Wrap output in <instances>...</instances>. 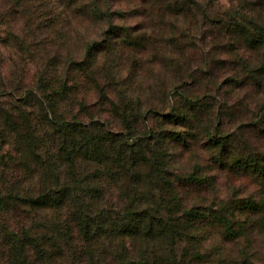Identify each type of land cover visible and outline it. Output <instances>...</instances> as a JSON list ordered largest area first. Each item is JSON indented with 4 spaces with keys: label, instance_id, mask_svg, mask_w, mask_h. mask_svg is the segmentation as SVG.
Instances as JSON below:
<instances>
[{
    "label": "trees",
    "instance_id": "16d2710c",
    "mask_svg": "<svg viewBox=\"0 0 264 264\" xmlns=\"http://www.w3.org/2000/svg\"><path fill=\"white\" fill-rule=\"evenodd\" d=\"M0 45V264H258L264 0H0Z\"/></svg>",
    "mask_w": 264,
    "mask_h": 264
},
{
    "label": "rangeland",
    "instance_id": "374dc122",
    "mask_svg": "<svg viewBox=\"0 0 264 264\" xmlns=\"http://www.w3.org/2000/svg\"><path fill=\"white\" fill-rule=\"evenodd\" d=\"M221 10H227L230 8V5L222 1L220 3ZM198 58V57H196ZM25 74H24V83L25 84H34L36 81L35 74H34V67L30 64H26L25 66ZM17 67L14 63V56L13 52L9 49L4 48L0 45V71L3 75L9 76L11 71H14ZM219 70V69H218ZM222 71V69H220ZM221 75V74H220ZM230 178L226 180L225 176H221L220 181L229 182ZM232 183L236 186H241L242 188V195H246L251 191H255L258 189L256 183H254L249 178H232ZM230 180V181H231ZM225 190H223V193ZM253 213V212H251ZM250 213V214H251ZM250 214L244 213L243 218L248 217L250 219ZM254 214V213H253ZM260 215L257 213L253 216L250 221L247 223V227L249 229L248 235V242L250 243L251 247H247L249 253H251V259L253 258L258 264H264V225L260 223ZM241 246L245 245V241L242 239L239 243Z\"/></svg>",
    "mask_w": 264,
    "mask_h": 264
}]
</instances>
